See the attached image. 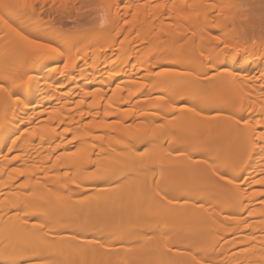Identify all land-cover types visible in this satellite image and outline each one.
Wrapping results in <instances>:
<instances>
[{
    "label": "bare ground",
    "instance_id": "obj_1",
    "mask_svg": "<svg viewBox=\"0 0 264 264\" xmlns=\"http://www.w3.org/2000/svg\"><path fill=\"white\" fill-rule=\"evenodd\" d=\"M243 2L217 8L234 16L236 47L264 49V0ZM193 5L205 16L216 10ZM55 29L44 38L63 42ZM68 48L72 74L80 66ZM195 48L168 45L164 65L143 58L151 89L136 80L142 97L131 108H32L39 80L50 86L57 64L39 72L59 57L47 53L30 67L27 86L8 94L17 103L10 96L24 91L23 106L0 108V264H264L258 65L228 54L208 77L201 60L187 69L192 60L179 62ZM16 72H27L24 59Z\"/></svg>",
    "mask_w": 264,
    "mask_h": 264
},
{
    "label": "rangeland",
    "instance_id": "obj_2",
    "mask_svg": "<svg viewBox=\"0 0 264 264\" xmlns=\"http://www.w3.org/2000/svg\"><path fill=\"white\" fill-rule=\"evenodd\" d=\"M70 1L72 0H59L58 2L56 0H0V93H2L0 108L23 106L26 97L24 91L16 96L13 95L14 97L10 96L17 99V103L13 102V99L10 100L8 94H11L10 92L16 85L17 88L21 86L23 90L24 86L30 82L28 78L31 74L30 67L41 62L47 53H51L54 58L59 57V60L46 65L39 75H49L51 73L49 69L56 64L58 71L56 75L54 74V78H51L50 86L44 83V79L39 80L36 89L39 94L42 92V95L36 96L35 100L29 102L28 105L32 108H41V105L47 106L46 108L65 106L104 109L115 108L119 105L131 108L142 97L136 96V80L144 86V89H151V79L147 77V72L141 69L147 65L142 59L148 58L152 62L159 61L164 65L167 61L166 55L163 54L165 47L189 42L198 44V48H195L192 54L184 53L180 56L179 62L192 60V62L185 63L182 68L191 67L193 60L198 59L203 62L208 73L206 75L209 77L218 72L210 68L215 67L212 62L215 63L214 61H218L220 57L229 54L239 57L241 62H248V64L255 62L260 66L254 68L251 73L256 74L258 76L256 79L261 80L254 83V86L257 85L256 90L264 86L262 82L264 81V55L260 54L264 49L260 46V48L258 46L245 47V49L236 47L240 34L234 32L233 23L229 19L233 20L234 16L229 12L227 14L219 11L217 8L230 5V3L232 5V2L233 4L239 3L240 0H201L206 9L212 6L216 8L209 16H205L203 11L194 8V0H78L82 8L77 0L72 1V4ZM65 2L67 3L66 9L64 8ZM82 2L85 3L82 4ZM40 8L43 9L42 12ZM139 9L140 11L136 12ZM69 11L73 12L72 15ZM116 12H121L118 19L115 16ZM68 16H71L70 18L74 21L68 19ZM51 20L56 26L55 34L65 35L61 43H54L44 38L45 34L48 35L53 27L55 28ZM61 20L64 23L62 25L59 24ZM45 21L48 22L47 25L44 24ZM150 33L152 34L150 40L141 36V34ZM70 44L75 48L72 53L73 60L80 66L77 65L78 70L73 69L75 71L72 74L69 73L71 66L67 65ZM20 59L26 61L27 72L24 74L16 72L17 62ZM98 67L99 69L94 70ZM81 70V73L86 72L87 74H81ZM139 70L142 71L136 77V72ZM155 72L152 73L155 74ZM72 77L76 79L71 82ZM259 84L262 86H258ZM95 89L97 92L100 89V92H95ZM175 90L180 91V89ZM147 94L151 98L158 96L152 92ZM194 98H196L194 95L188 96L189 100ZM256 115L253 118L257 121L259 117L257 118ZM89 121L86 120V122ZM19 253L16 252V254ZM145 259H140L139 264L142 261L145 263Z\"/></svg>",
    "mask_w": 264,
    "mask_h": 264
}]
</instances>
